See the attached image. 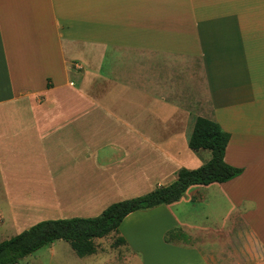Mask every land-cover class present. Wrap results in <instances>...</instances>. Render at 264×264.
<instances>
[{
    "label": "crops",
    "instance_id": "crops-1",
    "mask_svg": "<svg viewBox=\"0 0 264 264\" xmlns=\"http://www.w3.org/2000/svg\"><path fill=\"white\" fill-rule=\"evenodd\" d=\"M198 117L240 176L130 213L94 254L60 239L21 264H210L206 238L236 227L264 264V0H0V229L172 184L213 156L189 147Z\"/></svg>",
    "mask_w": 264,
    "mask_h": 264
},
{
    "label": "trees",
    "instance_id": "trees-1",
    "mask_svg": "<svg viewBox=\"0 0 264 264\" xmlns=\"http://www.w3.org/2000/svg\"><path fill=\"white\" fill-rule=\"evenodd\" d=\"M231 134L219 123L198 117L189 147L198 151L210 149L212 158L197 169L179 170L177 180L168 186H159L151 192L115 202L96 217H74L43 220L23 232L0 242V264H21V261L44 246L56 241L68 242L80 257L97 251L95 239L118 232L123 220L135 211H145L181 198L191 185L228 182L243 173L242 168L228 164L225 153ZM189 236L181 229L169 231L167 242L187 241ZM118 241L125 243L123 238Z\"/></svg>",
    "mask_w": 264,
    "mask_h": 264
},
{
    "label": "rangeland",
    "instance_id": "rangeland-1",
    "mask_svg": "<svg viewBox=\"0 0 264 264\" xmlns=\"http://www.w3.org/2000/svg\"><path fill=\"white\" fill-rule=\"evenodd\" d=\"M12 233V230L0 229V242L11 238ZM187 241L179 242L197 244L202 242L203 238L197 237ZM243 241L244 239L237 227L230 230H221L217 235L206 238V242L209 244L206 255L210 264H255L256 257L259 255L257 247L253 248L248 240ZM253 249L255 250L253 251Z\"/></svg>",
    "mask_w": 264,
    "mask_h": 264
}]
</instances>
